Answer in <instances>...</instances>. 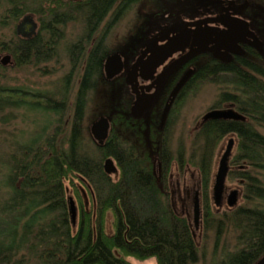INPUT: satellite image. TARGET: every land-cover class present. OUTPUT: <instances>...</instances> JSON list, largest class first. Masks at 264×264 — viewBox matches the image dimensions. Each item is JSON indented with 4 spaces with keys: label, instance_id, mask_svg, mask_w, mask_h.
<instances>
[{
    "label": "trees",
    "instance_id": "16d2710c",
    "mask_svg": "<svg viewBox=\"0 0 264 264\" xmlns=\"http://www.w3.org/2000/svg\"><path fill=\"white\" fill-rule=\"evenodd\" d=\"M144 1L149 0H6L9 10L0 16V26L15 24L25 13L40 22L37 34L26 44H18L20 49L13 52L18 67L29 65L49 74L47 64L58 61L57 49L66 25L82 24L83 35L78 39L81 42L67 46L71 70L63 78V91L61 86L59 90L55 87L44 92L27 86L0 85V112H4L0 114V123L3 126L15 118L11 112L5 113L8 108L23 109L26 117L28 113L55 114L32 134L28 131L27 139L20 140L23 134L8 141L6 151L10 152L3 150L0 156L5 158L1 166L7 169L0 173L4 176L0 190H5L0 200V264H132L129 256L139 260L154 257L157 264H205L204 253L192 231V225H197L199 219L204 227L215 225V243L220 240L225 225L237 233L234 249L223 247L220 256H214L210 264H255L264 254V207L252 204L254 200L264 204V133L260 131L264 128V67L241 63L249 74L230 64L206 62L199 69V76L193 75L183 98L172 108V112L182 108L184 99L194 90L193 82L198 87L208 81L223 88L211 108L219 107L220 101H232L231 93L236 92L237 113L244 118L201 121L195 132L192 143H200L195 166L201 181L200 192L193 194L192 222L189 216L178 213L172 206L166 186L171 164H177L180 169L183 166L182 148L177 157L171 158L164 141L163 144L158 142L162 152L160 185L151 158L142 155L136 144L122 140L114 132V127L119 125L117 115L111 117L114 130L101 145L88 132V125L83 124L89 96L103 80L102 63L109 50L105 36L123 16L133 9L137 11ZM104 21L102 35L88 51L84 39L92 37ZM21 47L25 48L22 54ZM77 65H83L86 72L74 95L66 133L62 115L67 108V82ZM21 89L29 95L21 96ZM170 120H165V126ZM36 123L37 120L30 119L31 128H36ZM53 123L54 130L49 133ZM135 126L133 131L140 135L139 130L145 125ZM150 129L152 142H155L159 131ZM160 134L165 135V128ZM228 135H234L236 148L230 159L232 167L227 182L232 179L239 184L242 202L216 219L212 214L209 182L215 149ZM109 156L115 158L120 169L116 183L111 182L102 167ZM193 156L191 151L190 162ZM66 184L72 186L76 194L77 190H83L87 194V199L82 195L84 200H91L92 210L87 212L81 207L75 224L68 211L67 192L70 190ZM107 211L113 215V233L105 232Z\"/></svg>",
    "mask_w": 264,
    "mask_h": 264
},
{
    "label": "rangeland",
    "instance_id": "374dc122",
    "mask_svg": "<svg viewBox=\"0 0 264 264\" xmlns=\"http://www.w3.org/2000/svg\"><path fill=\"white\" fill-rule=\"evenodd\" d=\"M162 1V2H160ZM158 3H152L144 1L141 3L136 10L139 12L141 11L144 15L145 22H148L151 18V13L156 10L163 8V6H175V7H190V8H199L204 7L203 12L198 14L194 13L191 18L192 22H206L210 20L212 17L221 16V21L227 25V28H233L232 25L241 24L243 23L244 19L240 15H243V9L245 8H252V23L254 28H257L261 38L259 39L261 42V46L264 45V0H160ZM0 16H3L6 11L4 10L7 7L6 0H0ZM134 10V9H133ZM130 11L128 14L123 16L116 25L106 34L105 43L108 45L109 51L110 50H118L123 51L125 54H128L129 50L132 47L139 49L138 46L140 45H147L150 43V35L154 31L153 29L156 28V25L151 26L145 30L146 34L138 39L134 32L128 31L129 29L133 28V25L136 23V19L134 17L136 11ZM231 10V11H230ZM223 14V15H220ZM238 17H237V16ZM201 18L200 20H197ZM37 19V18H35ZM220 19V18H219ZM243 20V21H242ZM105 21L101 24L99 30L94 33L92 36L94 44L95 40L98 39L102 34V29L104 28ZM82 32V24L78 22H70L65 27V37L61 42V46L58 51L57 59L58 61H51L47 64V69L50 70L49 74H43V71L35 70L33 66H28L25 68L23 67H11L7 66L9 63L7 62L6 65H0V85L6 87H18V86H27L31 90H43L44 92L52 91L55 87L59 90L61 86V90L63 91L62 85H64L63 78L65 75L69 73L71 70V61L69 59L70 55L68 50H66L67 46L70 42H74L76 39L79 38ZM130 32V33H129ZM13 24H10L6 27L0 26V40H7L13 36ZM255 42L258 44L257 39ZM4 53H0L1 58ZM1 61V60H0ZM264 65V59L260 61ZM78 63V62H77ZM137 61L133 59H126L125 68L124 70L131 71L137 65ZM80 65H77L79 69ZM43 67V66H42ZM75 70L70 74L71 79L67 82L68 84V98H67V108L64 110L62 115L63 119V130L68 133L69 131V122L73 112V103H74V95L77 91V87L79 84V80L81 77L80 71ZM23 70V71H22ZM123 70V71H124ZM4 75V76H3ZM122 83V82H121ZM191 87H194V90L188 93L185 102L181 105V109L177 111L174 110L171 112L170 120L168 125L165 126V135H161L162 131H159L155 142H152L151 137V129L156 128L158 126L160 129L163 127L164 121L167 117V107L163 109L159 120H156L155 114L156 111L149 110L147 112L144 111V115H142V121L138 123V127L145 125L142 129L139 130L140 135H136V132L133 130L126 133L129 137L130 142L136 144L139 149L140 153L143 155H147L151 158L152 165H153V172L157 178V181L162 184V177H161V162H160V151H159V144H164L166 149L170 151L171 158L177 157V152L179 149L182 148L184 154V162L181 169L178 167L177 164H171L168 174H166V186L168 190V194L171 197L169 199L172 201V206L178 213H182L192 222L193 218V194L195 191L200 192V181L201 176L199 170L195 165H198V158H199V141L195 144L192 143V139L194 137L195 132L198 130L202 115L208 112L209 107L213 105V103L217 100V95L219 91L223 88L222 86H218L217 84H213L212 82H204L200 86L196 87V83L193 82ZM124 85L114 83L113 84H106L104 80L98 83L94 89V91L90 94L85 111H84V125H91L99 116H107L112 117L115 116L117 110L119 108V103L121 102V94L125 93ZM163 89L160 87L157 88L156 94L158 92H162ZM153 91L148 93L151 100H148L152 103L154 102V93ZM146 97V96H144ZM155 102L160 101V96H155ZM138 102L134 103V108L137 112H140V107L138 106ZM146 104V103H145ZM151 107V106H149ZM170 108V107H169ZM9 111L15 115V118L8 121L9 124L3 126L0 123V156H3V152L9 150L7 147V143L10 140L17 138L19 135H23L20 140L27 139V135H25L28 131H31L30 134L36 131L44 122L50 120V118H54L55 114H45V113H32L27 114L26 117L24 115L23 109L14 110L12 108L5 109V113ZM4 114V112H0V114ZM25 117V118H24ZM133 118H141L139 116H133ZM155 118V119H154ZM30 119L37 120L36 128H31L30 126ZM158 119V118H157ZM68 121V122H67ZM68 123V125H67ZM52 124L49 127V133L54 130ZM165 125V124H164ZM117 126V125H116ZM116 126L114 128H116ZM164 128V127H163ZM114 130V129H113ZM260 131L264 133V128H261ZM90 133V131L88 130ZM167 132V133H166ZM91 135V134H90ZM118 135V134H117ZM229 136V135H228ZM224 137L223 141L220 145L217 146L213 156V169L215 167V162L218 158V152L223 148L226 139ZM24 138V139H22ZM122 139V138H121ZM5 150V151H3ZM194 152L192 162L189 161L190 152ZM10 151H6L8 153ZM235 152V150H234ZM233 152V154H234ZM5 159V158H4ZM3 158H0V173L6 172V166H1ZM188 159V161H187ZM2 171V172H1ZM4 182V176L0 174V185ZM211 180L209 182V185ZM229 187L236 186L239 187L238 183L235 180H229L228 182ZM66 187L70 192H67V196H71L74 200V204L77 209V219L80 217V208L84 207L87 212H90L91 209V200H84V195L87 199V194L83 190H77L78 194L74 191V188L70 185L66 184ZM5 193L4 189L0 190V200L4 196L1 195ZM3 200V199H2ZM254 203L259 204L260 206L264 207L258 200H254ZM86 204V205H85ZM251 205V203H249ZM235 209V208H234ZM233 210V209H232ZM231 210V211H232ZM227 211L222 208H214L212 210L213 218H220L223 212ZM230 211V210H228ZM105 218V232L106 233H113L114 226H113V215L111 211H107L104 215ZM192 231L194 234V239L202 253H204V262L205 264H210L213 260V257L218 258L222 253L223 247L232 250L236 245V231L233 230L231 226L225 225L223 229V233L220 236V240L215 243V225L212 227H204L202 224L201 219L198 220L197 225H192ZM214 249L216 250L214 253ZM128 259L132 262V264H157L154 257H150L144 260L136 259L132 256H129Z\"/></svg>",
    "mask_w": 264,
    "mask_h": 264
},
{
    "label": "flooded vegetation",
    "instance_id": "af4514ba",
    "mask_svg": "<svg viewBox=\"0 0 264 264\" xmlns=\"http://www.w3.org/2000/svg\"><path fill=\"white\" fill-rule=\"evenodd\" d=\"M64 1L75 2L77 0H64ZM149 2L155 3L156 1L149 0L148 3ZM203 9H205L203 6L199 8H190L186 6L175 7L172 5L165 7L163 6V8L160 7V9H156L150 14L153 21L150 19L148 22H145L146 20L144 18L143 13L137 10L135 14L136 23L133 25V28L129 29L128 31L134 32L136 37L140 39L142 35L144 36L146 34L145 32L146 29H148L149 27L151 29V26L156 25V28L153 29L154 31L150 35V39H149L150 43L147 45L143 44L138 46L139 49L132 47L129 50L128 54H125L123 51H118V50H110V51L108 50L107 54H105V57L103 58V63L108 55L112 54L113 52L119 53L123 61V70L125 68V62L127 58L129 59L134 58L138 63L131 71L122 70V72L119 75H117L111 80L105 79L103 72V63H102V79L106 82V84L114 85L115 83L118 86L119 84L124 85L123 89L125 93L121 94L122 96L121 102L119 103V109L117 110L116 113L119 121V125L116 127V129L114 128L115 129L114 132L115 133L117 132L118 136H120L122 140H129V137L126 135V133H128L131 130H134L136 127L135 125L142 121V115L145 114L144 111L145 112L149 110L150 111L153 110V112L156 111L155 114L156 115L155 118H156L157 116L161 115L163 109L167 107L168 114L166 119L168 120L170 118L169 114L172 112V108L174 107V104H177V102L183 98V96L185 95L186 86L189 84L190 81H192L193 75L195 73L197 74L196 77L199 76L198 71L203 66L204 63L210 61H216L219 63L230 64L234 68L249 74L250 72H248L244 68V66H241V63H251V64L254 63L260 65L261 67H264L263 63L260 62L264 59V45L261 46V42L259 40L261 36L258 29L252 27L253 26L251 19V15L253 11L252 8L251 9L245 8L242 10L243 15L240 16L243 17L244 19V21L242 20L243 23L241 22V24L232 25L233 27L232 29L227 28L228 26L221 21V16H217V17L214 16L210 20L203 23L192 22L191 20H194V18H191V16L194 15V13L198 14L200 12H203L204 11ZM4 10L7 11L9 9L5 8ZM26 14L27 13H25L23 16L18 18L15 21V24L11 23L13 24V34L15 35V38H13L12 36L7 40L4 39L0 40V53L3 52L4 56L5 55L9 56V61H8L9 65L7 66L18 67V65L15 64L16 60L14 58L15 56L13 55V52L16 49H20V46H18V44L20 43L26 44L25 42L32 39V37L35 36L39 30L40 22L38 19H35L33 17L35 22L37 23L35 33L32 34L30 37H25L23 35L18 34L17 25ZM200 19L201 18H198L197 20ZM204 25H215L219 27V30L216 31L215 33L208 34L205 37L202 45L189 47L184 49L183 51H177L176 53L172 54L167 59H165V61L161 65L156 67L151 77H149L147 80L141 79L138 72L139 64L146 58V56L150 53V51H152L155 47H157L159 44L164 42L166 39L170 38L171 36L175 35L177 32L183 29L195 28ZM82 35H83V31L81 32V35L79 37H81ZM63 36L65 37V29ZM64 37L59 41L57 52L59 51L61 42L63 41ZM88 38L89 39H87L86 37V39H84L85 48H87V50L90 51L91 46L93 45L92 44L93 39L91 35ZM78 39H76L74 42H70L69 45L71 44L74 45L75 43H77V41L81 42V40ZM256 39L258 44L255 42ZM24 49L25 48L21 47L20 54H22L25 51ZM74 55L77 56L76 53H74ZM0 64L2 66L4 65L1 63V61ZM24 66L26 68L29 65H24ZM74 69L77 70L78 69L77 66H74L72 72L75 71ZM78 70L80 71L81 77L84 74V72H86V68L83 65H80ZM159 87L160 89L162 88L163 91L158 92L156 94L155 92ZM11 89L12 88L9 89L10 91L9 93H11ZM151 91H153L152 94L154 93L155 96L158 95L160 96L159 102H155L156 99L154 96V102L152 103L149 102L148 104V100H151L152 98L151 94L150 96L148 95V93H150ZM231 94L233 98L232 101H228V102L220 101L219 107L211 108L212 107L211 106L209 107L208 111L213 109H232L235 112H237L239 109L237 104L238 101H236L237 93L232 92ZM20 95L28 96L29 93H27V91L24 92V90L21 89ZM11 97H13V95L10 96V98ZM21 98L23 100H27V98L26 99L23 97ZM136 101L139 103L138 106L139 107L141 106L140 112H137L134 108H132ZM133 116L134 117L139 116L141 118H133ZM108 118H109L110 126L108 130V136L105 139L104 143L107 142V139L110 136V131L113 129L112 120L110 117ZM157 118L156 120H159V117ZM126 121H128V124L126 123ZM163 127L165 128L164 124ZM163 127L160 129L158 126H156V129L158 131H164Z\"/></svg>",
    "mask_w": 264,
    "mask_h": 264
},
{
    "label": "water",
    "instance_id": "95a60500",
    "mask_svg": "<svg viewBox=\"0 0 264 264\" xmlns=\"http://www.w3.org/2000/svg\"><path fill=\"white\" fill-rule=\"evenodd\" d=\"M37 23L30 14H26L17 25V32L25 37H30L35 33ZM219 27L215 25H204L195 28L183 29L175 35L166 39L164 42L155 47L146 58L139 64V76L143 80H147L153 74L156 67L161 65L165 59L177 51H183L186 48L200 46L203 44L208 34L215 33ZM227 59V58H224ZM9 61V56L5 55L1 59L2 64ZM123 70V61L121 55L113 52L105 58L103 63V72L106 80H111L119 75ZM209 119H244L242 115L232 109H213L206 112L202 121ZM109 118L107 116H99L89 126L92 138L100 145L103 144L108 136ZM236 148V139L234 135H229L225 141L223 148L218 152V158L211 175V183L209 185V197L212 210L214 208H222L232 210L242 202V189L240 187H229L227 176L230 168V159ZM104 172L110 178L112 183H116L120 177V169L114 157H106L102 163ZM68 211L73 224L77 221V209L71 196L67 197ZM255 264H264V254Z\"/></svg>",
    "mask_w": 264,
    "mask_h": 264
}]
</instances>
